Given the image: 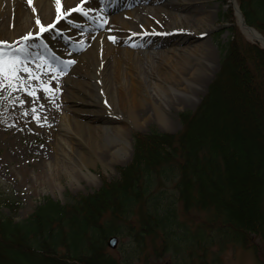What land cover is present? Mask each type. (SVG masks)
I'll use <instances>...</instances> for the list:
<instances>
[{
  "label": "trees",
  "instance_id": "obj_1",
  "mask_svg": "<svg viewBox=\"0 0 264 264\" xmlns=\"http://www.w3.org/2000/svg\"><path fill=\"white\" fill-rule=\"evenodd\" d=\"M236 2L264 36V0ZM232 35L200 103L180 114V131L137 134L118 180L64 204L44 197L21 222L20 204L2 201L0 264H130L143 253L215 264L214 241L263 244L264 49ZM111 235L126 245L122 259L106 245Z\"/></svg>",
  "mask_w": 264,
  "mask_h": 264
},
{
  "label": "rangeland",
  "instance_id": "obj_2",
  "mask_svg": "<svg viewBox=\"0 0 264 264\" xmlns=\"http://www.w3.org/2000/svg\"><path fill=\"white\" fill-rule=\"evenodd\" d=\"M112 1L114 2V0H98L96 3L98 10L94 13L82 9V12L65 13L66 15H61L62 18L54 22L49 18L42 20L38 27L43 26L47 30L43 32L39 30V33L33 34L27 40L23 38L20 41L22 44L20 48L24 49L23 53L12 52L9 55L7 52V49L17 47L20 42L3 45L6 46L3 49L6 53L0 54L5 58L12 55L20 56L24 62L21 67H28L32 76L38 77V79H30L29 73L22 70L18 71L17 78L11 81L0 76V136H3L0 143V203L9 199L20 204L13 217L16 222L25 220L44 197L64 204L79 196L93 193L103 183L118 180L120 168L132 162L135 152L134 139L137 134L145 135L151 132L175 134L180 131L182 127L180 114L183 111H193L200 103L208 85L220 68L225 45L233 39L232 31L236 30L246 41L253 43L241 31L235 0H209L203 14L199 16L209 19L211 29L200 40L211 45L213 60L208 61L200 57V62L206 66V69L196 71L194 81L187 82L188 91H169L168 100L178 98L183 101L179 105L172 106L168 114L170 129H163V124L154 118L146 120L140 126H129L127 140L124 143L125 151L106 154L107 149L112 145L113 137L105 130L106 128H97L105 123L97 119L91 121L94 123V128L85 127L88 121L99 115V107L90 103L91 96L97 97L103 91L98 78L100 67L96 69L92 66L93 63L86 67V64L92 60L93 53L99 51L95 41L103 32L101 24L104 19L119 15L126 22L129 21L124 15V7L121 5L112 7ZM169 1L185 0H159L156 4L140 6L138 12L135 10L132 12L137 19L144 18L146 23V15L150 13L155 21L158 20L159 25L163 23L169 25L175 21L174 15H178ZM83 12L87 15H83ZM26 19L30 20L27 13L23 16L22 23L29 22L25 21ZM49 25L53 27L48 28ZM3 28L1 27L0 30ZM137 28L142 30L140 27ZM160 34L162 35L161 32L145 31L135 34L131 41L143 58L138 63L140 70L144 71L149 61L154 60L152 66L155 74L165 77L167 67L160 70L155 62L159 57L163 60L165 55H173L170 60H175V56H178L180 51L176 49L175 44L169 42L162 44L159 52H156V49L155 52L149 49L147 42L151 40L156 38L161 39L162 42L169 40L170 35L161 37ZM0 38L3 37L0 35ZM119 40L120 46L127 44L122 37ZM190 60L197 61L192 56ZM106 72H110L109 66ZM85 73L94 76L96 83L94 86L88 83ZM176 78L180 79L179 76ZM68 83L73 85L72 90L66 94L75 98L72 104L73 111L67 110L69 102L62 98ZM111 83L112 80L108 84ZM45 87L49 90L45 91ZM30 92L33 95H30ZM35 92L38 94L36 101L33 99ZM51 92L56 93L59 98L56 107L58 117L53 124L48 125L41 119L37 124L31 122L20 125L18 119L15 123L9 122V117L14 116L15 108L24 106L29 99L39 106L38 100H41L42 95ZM3 116L6 118L4 121ZM69 117L71 122L68 121ZM68 122L86 134L92 147V154L81 148L80 150L73 143ZM64 125H67V129ZM172 187L173 185H167L169 192L173 190ZM1 211L10 213L8 207L3 204ZM125 247L126 245H122L121 239L118 238L116 249L110 251L115 257L122 259L125 255L123 252ZM210 248L211 253L207 254V259L210 262L214 260L215 264H264V243L260 244L256 237L252 238V243L249 245L239 243L220 245L219 242L214 241ZM142 255L130 264H178L176 256L171 254H165L157 262L144 253ZM188 263L192 262L188 261Z\"/></svg>",
  "mask_w": 264,
  "mask_h": 264
},
{
  "label": "bare ground",
  "instance_id": "obj_3",
  "mask_svg": "<svg viewBox=\"0 0 264 264\" xmlns=\"http://www.w3.org/2000/svg\"><path fill=\"white\" fill-rule=\"evenodd\" d=\"M98 0H0V26L4 27L0 30V53L4 52L6 46L12 45L22 39L29 33H39L38 27L44 19H51L53 22L57 19V6L59 4L60 14L73 12L69 11L77 8L86 9L89 13L97 12ZM159 0H114L112 7L121 5L124 7V15L129 18L126 22L122 17L116 15L114 18L104 19L101 24L103 32L96 38L95 45L99 51H95L92 60L87 62L86 67L93 63L96 69L100 67L98 78L103 86V91L97 97L92 95L93 105L99 107V115L88 121L85 127L92 129L97 119L103 121L105 125L97 126V128H106L113 137L112 145L107 149V153L114 154L117 151H125V141L127 140V130L129 126H140L146 120L154 118L163 124V129H170L168 125V114L172 106L183 103L180 99L168 100L170 97V90L188 91L187 82L194 81V74L198 70L206 69L204 64L200 62V57L206 60H213V52L211 45L208 42L200 40L205 33L211 29V22L207 17H200L203 14L204 7L209 0H185L183 2L169 1L171 6L178 12L175 16V21L169 25L163 23L159 25L158 20L149 14L144 18L137 19L132 10L139 11L140 6L148 4H156ZM138 4V5H137ZM133 5V6H130ZM107 6H109L107 4ZM91 9V11H89ZM241 18L239 23L241 31L247 39L256 41L264 47V39L249 25L242 21L243 14L237 10ZM28 14L29 22L22 23V18ZM170 16V14H167ZM198 15V16H197ZM207 15V14H206ZM242 16V17H241ZM107 17V16H106ZM164 16H162V19ZM245 19V18H244ZM27 27H26V26ZM5 26L9 27L5 29ZM0 27V28H1ZM137 27L142 28V30ZM161 32L162 35H170L169 40L164 42L158 40H151L147 42L148 48L153 52H159L162 49V44L167 42L176 45L179 49L178 56L175 60H170V55L159 57L156 63L160 70L167 67L165 77L156 75L153 69V61H149L145 70H140L138 63L141 58L140 51L134 48L131 38L135 34L141 32ZM160 34V36L162 37ZM126 41L125 46H120V38ZM21 42L17 47L7 49L8 54L12 52H20ZM160 47V49H159ZM178 47V48H177ZM156 49V50H155ZM9 54V55H10ZM194 57L197 61L193 62L190 57ZM147 60V59H146ZM22 61V60H21ZM24 62L22 61V64ZM28 65V64H27ZM107 66L110 67V72H106ZM87 71V69H86ZM87 81L90 85H95L94 76L86 74ZM180 77L177 79L176 77ZM207 78V77H206ZM209 78V77H208ZM207 78V79H208ZM112 80L111 85L108 84ZM93 84H92V83ZM73 88L69 84L65 87V94L62 98L69 102L67 106L68 111H73L75 98L66 95ZM38 94L35 92L33 99L36 101ZM167 97L166 99H164ZM58 97L56 93L42 95L39 106L32 99L24 106H18L13 110L14 116L9 117V122L15 123L18 119L20 125L28 123L37 124L41 119L44 123L50 125L57 120L58 114L56 112ZM6 118L3 116L2 120ZM69 122L70 117H69ZM68 122V123H69ZM70 135L73 143L92 154V147L86 137L79 128H74L69 123ZM67 129V125L65 126ZM3 136H0V143ZM80 149V150H81Z\"/></svg>",
  "mask_w": 264,
  "mask_h": 264
},
{
  "label": "snow or ice",
  "instance_id": "obj_4",
  "mask_svg": "<svg viewBox=\"0 0 264 264\" xmlns=\"http://www.w3.org/2000/svg\"><path fill=\"white\" fill-rule=\"evenodd\" d=\"M83 2V0H82ZM69 11H76V12H82V9L78 6L75 9L69 10ZM89 11H91V9H89ZM57 20L61 19V14H60V9H59V4L57 6ZM83 15H87L86 12L82 13ZM66 15V14H64ZM37 23L39 24V21H37ZM53 27L52 25H49L48 28ZM47 29L43 26H41L40 31H46ZM32 36L31 33H29L27 36L24 37L25 40L29 39ZM19 51L21 53L24 52V49L21 48L19 49ZM22 61L20 56H16V55H12L9 56L7 58H5V56L3 54H0V76H3L5 80L11 81L13 79H16V73L20 70L24 71V72H28L29 73V78L30 79H38V77H34L32 76L30 69L26 66L21 67ZM45 91H48L49 89L47 87L44 88ZM30 95H33V93H29Z\"/></svg>",
  "mask_w": 264,
  "mask_h": 264
},
{
  "label": "water",
  "instance_id": "obj_5",
  "mask_svg": "<svg viewBox=\"0 0 264 264\" xmlns=\"http://www.w3.org/2000/svg\"><path fill=\"white\" fill-rule=\"evenodd\" d=\"M242 17V16H241ZM243 17H242V21H243ZM257 32V31H256ZM258 33V32H257ZM259 34V33H258ZM260 35V34H259ZM261 38L264 39L263 36L260 35ZM261 48H264L263 46H260ZM118 245V238L116 236H111L108 238L107 240V246L110 248V249H116Z\"/></svg>",
  "mask_w": 264,
  "mask_h": 264
}]
</instances>
